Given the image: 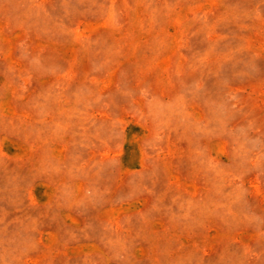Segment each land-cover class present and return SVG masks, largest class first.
Returning <instances> with one entry per match:
<instances>
[{"label":"rangeland","instance_id":"obj_1","mask_svg":"<svg viewBox=\"0 0 264 264\" xmlns=\"http://www.w3.org/2000/svg\"><path fill=\"white\" fill-rule=\"evenodd\" d=\"M0 264H264V0H0Z\"/></svg>","mask_w":264,"mask_h":264}]
</instances>
